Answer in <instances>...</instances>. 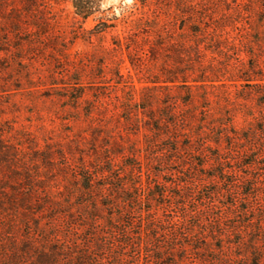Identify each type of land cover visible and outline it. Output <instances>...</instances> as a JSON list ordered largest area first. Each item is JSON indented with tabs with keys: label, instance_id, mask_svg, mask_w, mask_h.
<instances>
[{
	"label": "rangeland",
	"instance_id": "rangeland-1",
	"mask_svg": "<svg viewBox=\"0 0 264 264\" xmlns=\"http://www.w3.org/2000/svg\"><path fill=\"white\" fill-rule=\"evenodd\" d=\"M93 6L82 20L74 15L72 0H0V199L26 193L28 178L35 180L38 196L54 193L61 186L62 155L83 174L80 152L89 172L108 168L109 178H127L132 165L131 178H139L140 169L141 181L155 184L154 193L163 190L158 182L174 194L175 184L192 176L207 195L214 188L208 178L219 167L210 168L212 162L200 167L198 157L182 164L170 156L157 163L149 159L145 138L155 120L139 113L138 125H131L129 100L148 99L144 106L158 118L174 97L182 115L196 110L193 130L203 119L199 110L209 105L214 122L237 140L253 128L262 131L255 140H264V127L252 121L253 115H264V0H94ZM155 18L165 28L159 47L155 36L145 40L134 28L139 19ZM190 68L210 72L213 82L192 89L194 103L185 105L187 90L164 79L168 71ZM93 138L96 146L88 142ZM231 142L226 138L221 145ZM234 145L240 149L246 143ZM108 149L118 152L113 165L95 162ZM133 150L139 151L138 160L131 158ZM235 171L219 177L216 264H264V141L236 163ZM0 215L4 234L13 214ZM24 228L14 227L17 239ZM191 258L176 262L208 264Z\"/></svg>",
	"mask_w": 264,
	"mask_h": 264
},
{
	"label": "trees",
	"instance_id": "trees-1",
	"mask_svg": "<svg viewBox=\"0 0 264 264\" xmlns=\"http://www.w3.org/2000/svg\"><path fill=\"white\" fill-rule=\"evenodd\" d=\"M93 1L72 0L74 15L86 20L93 13ZM134 28L139 34H145V40L153 35L157 46L162 45L161 33L165 28L156 18L139 19ZM117 46L120 47L119 44ZM177 71L166 72L164 83L187 90L185 105L194 103L192 89L213 82L210 72L202 68ZM81 78L77 81L80 82ZM81 97L79 94L75 100ZM148 101L140 97L137 102L132 96L126 118L134 126L139 123V113L150 121L155 120L153 132L145 138V156L156 163L170 156L169 161L181 164L187 157H198L201 159L200 167L212 162L210 168L219 167L208 178L213 190L202 195L199 191L201 182L191 176L187 181L175 184L176 194L166 191L169 188L166 183L158 182L163 190L154 193L155 184L150 178L143 183L140 169L139 178H131L135 169L132 165H129L127 178H109L112 170L108 168L89 172V164L84 166V156L80 152L83 174H79L77 166L62 155L65 163L60 170L61 186L54 193L38 196L35 180L28 178L24 182L26 193L17 198L0 199V214H13L5 235L0 232V264H177L176 261L190 260L192 255L193 260L216 264L218 249L213 241L218 237L220 219V214L215 212L221 193L218 183L222 178L219 177L222 173L235 174L236 163L259 149L264 140L259 142L255 137L262 131L253 128L247 136L237 140L234 133L224 130L223 124L214 122L216 119L209 105L199 110L203 119L198 122V130H193L190 126L195 120V109L182 115L176 98L170 97L166 113L154 118L144 106ZM203 101L209 102L206 98ZM252 121L264 127V115H253ZM233 123L230 119L232 126ZM226 138L234 143L224 148L221 143ZM235 141L245 142L246 146L238 149L234 147ZM88 142L96 146L95 138ZM110 150L96 155L95 162L102 161L112 166L118 152ZM138 153V150H133L131 158L138 160ZM6 160L1 161L5 165L10 164ZM253 164L254 161L245 166ZM72 174V178H68ZM170 185L173 184L170 182ZM235 185L236 178L228 184L226 192L229 195H232ZM227 207L230 210L233 205L228 204ZM159 208L165 212L166 219L159 217ZM18 210L22 214L16 220ZM42 219L43 224L40 223ZM17 224L25 227L22 239L16 238L14 227ZM169 259L171 262H165Z\"/></svg>",
	"mask_w": 264,
	"mask_h": 264
},
{
	"label": "water",
	"instance_id": "water-1",
	"mask_svg": "<svg viewBox=\"0 0 264 264\" xmlns=\"http://www.w3.org/2000/svg\"><path fill=\"white\" fill-rule=\"evenodd\" d=\"M109 0H107V2H108Z\"/></svg>",
	"mask_w": 264,
	"mask_h": 264
}]
</instances>
